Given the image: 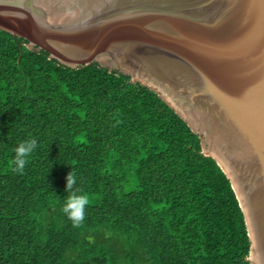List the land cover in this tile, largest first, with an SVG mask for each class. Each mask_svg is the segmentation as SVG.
Listing matches in <instances>:
<instances>
[{
    "label": "trees",
    "instance_id": "16d2710c",
    "mask_svg": "<svg viewBox=\"0 0 264 264\" xmlns=\"http://www.w3.org/2000/svg\"><path fill=\"white\" fill-rule=\"evenodd\" d=\"M27 44L0 30V264H252L231 180L159 93ZM71 171L93 198L79 227L62 211Z\"/></svg>",
    "mask_w": 264,
    "mask_h": 264
},
{
    "label": "water",
    "instance_id": "95a60500",
    "mask_svg": "<svg viewBox=\"0 0 264 264\" xmlns=\"http://www.w3.org/2000/svg\"><path fill=\"white\" fill-rule=\"evenodd\" d=\"M59 2L0 0V30L63 65L99 63L159 93L231 180L249 260L264 264V0Z\"/></svg>",
    "mask_w": 264,
    "mask_h": 264
},
{
    "label": "clouds",
    "instance_id": "9594fccd",
    "mask_svg": "<svg viewBox=\"0 0 264 264\" xmlns=\"http://www.w3.org/2000/svg\"><path fill=\"white\" fill-rule=\"evenodd\" d=\"M38 147L35 138L24 140L15 148L14 168L17 173L22 174L29 159ZM78 177L71 171L66 177V192L69 193L63 203L62 211L67 219L72 222L73 227H79L85 220L86 209L92 203L93 198L82 189L77 187Z\"/></svg>",
    "mask_w": 264,
    "mask_h": 264
},
{
    "label": "bare ground",
    "instance_id": "6f19581e",
    "mask_svg": "<svg viewBox=\"0 0 264 264\" xmlns=\"http://www.w3.org/2000/svg\"><path fill=\"white\" fill-rule=\"evenodd\" d=\"M77 1H80V0H63V2L62 3H60L61 5H63L62 6V8L63 9H69L72 5L74 6L76 3H77ZM81 1H85V0H81ZM65 4V5H64ZM82 6H84V5H82ZM200 118H201V116H200ZM201 119H203V118H201ZM210 136V135H209ZM222 136V135H221ZM211 137V136H210ZM228 140V139H227ZM227 140H222V144H223V146H224V144H226L227 143ZM229 144H230V142H229Z\"/></svg>",
    "mask_w": 264,
    "mask_h": 264
}]
</instances>
